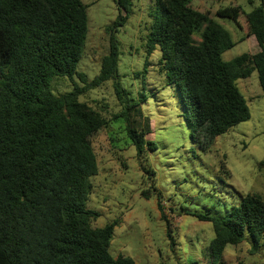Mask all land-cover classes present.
<instances>
[{
    "label": "trees",
    "instance_id": "1",
    "mask_svg": "<svg viewBox=\"0 0 264 264\" xmlns=\"http://www.w3.org/2000/svg\"><path fill=\"white\" fill-rule=\"evenodd\" d=\"M194 1L154 0L146 53L149 58L159 52L158 78L163 88L177 90L193 140L206 147L250 119L238 80L257 72L264 97V0L244 14L260 51L228 62L223 54L236 45L231 33L210 12L196 10ZM116 4L109 54L99 76L87 83L78 72L88 36V6L82 0H0V264H135L109 252L119 221L95 227L99 214L87 207L91 178L99 171L92 140L111 122L80 101L87 91L111 81L121 105L112 118L126 123L137 157L157 150L131 122L146 94L136 100L120 82L116 33L133 3ZM56 76H76L84 86L74 84L56 96L51 90ZM158 207L162 211L160 202ZM191 215L213 226L210 264H217L228 245L242 244L246 234L251 254L264 238L260 193L243 196L224 219Z\"/></svg>",
    "mask_w": 264,
    "mask_h": 264
},
{
    "label": "rangeland",
    "instance_id": "2",
    "mask_svg": "<svg viewBox=\"0 0 264 264\" xmlns=\"http://www.w3.org/2000/svg\"><path fill=\"white\" fill-rule=\"evenodd\" d=\"M82 1L88 6V36L78 72L90 83L99 76L102 60L109 54L108 29L119 11L117 0ZM132 3L127 23L116 33L121 53L118 73L131 97L139 100L146 94L131 122L145 132L147 141L157 144V150H146L137 157L126 123L112 118L121 105L111 81L87 91L80 101L111 121L92 140L99 171L91 178L87 207L99 214L95 227L119 221L109 246L113 258L129 257L135 264H210L213 226L191 214L224 219L248 193L264 196V97L258 75L254 72L237 81L250 119L201 147L184 120L179 93L175 88H163L164 82L158 78L155 63L159 52L147 57L146 36L154 0ZM260 5L261 0L192 3L196 10L210 12L231 33L236 45L223 54L227 62L260 51L244 16ZM194 39L200 41L198 36ZM74 84L84 86L76 76L73 80L56 76L51 90L59 96L71 91ZM246 238L238 246L228 245L217 264H264V238L254 254L247 234Z\"/></svg>",
    "mask_w": 264,
    "mask_h": 264
},
{
    "label": "crops",
    "instance_id": "3",
    "mask_svg": "<svg viewBox=\"0 0 264 264\" xmlns=\"http://www.w3.org/2000/svg\"><path fill=\"white\" fill-rule=\"evenodd\" d=\"M261 3H262V0H261Z\"/></svg>",
    "mask_w": 264,
    "mask_h": 264
}]
</instances>
